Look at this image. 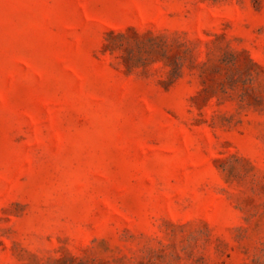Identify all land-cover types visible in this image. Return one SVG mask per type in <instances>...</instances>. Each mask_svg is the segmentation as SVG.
<instances>
[{"label":"rangeland","instance_id":"rangeland-1","mask_svg":"<svg viewBox=\"0 0 264 264\" xmlns=\"http://www.w3.org/2000/svg\"><path fill=\"white\" fill-rule=\"evenodd\" d=\"M0 264H264V0H0Z\"/></svg>","mask_w":264,"mask_h":264}]
</instances>
